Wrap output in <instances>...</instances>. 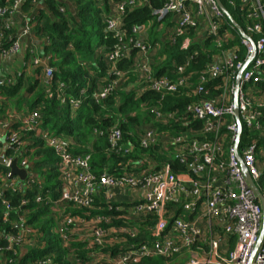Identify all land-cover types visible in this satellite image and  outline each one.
<instances>
[{"label": "built area", "instance_id": "2783aa9c", "mask_svg": "<svg viewBox=\"0 0 264 264\" xmlns=\"http://www.w3.org/2000/svg\"><path fill=\"white\" fill-rule=\"evenodd\" d=\"M23 1L13 0L10 6L0 7L5 27L20 13L19 5ZM161 1L162 6L152 9V15L157 22L167 18L168 23H172L161 41L175 43L176 38H182L179 46L182 54H187L193 44L203 50L204 43L211 41L221 55L200 78L195 91L181 87L187 89L184 92L188 97L189 94H208L211 90L219 92L214 98L208 94L210 99L185 106L183 114L191 119L183 123L181 133L163 138L149 124L138 137L143 149L161 144L185 167L183 172H174L169 161L159 164L142 154L127 161L129 168L123 174L96 176L91 171L89 155H73L69 150L70 142L64 136H51L40 128L42 117L37 109L0 121V130L6 131L9 152L14 155L26 146L24 140L21 141L22 133L34 132L58 158L60 195L57 199L47 196L44 203L50 208L61 247L80 242L83 244L80 249L87 252L84 261L69 254L67 260L71 263L137 264L148 257L178 255L179 259L170 264H264L263 211L244 177L245 170L260 192L264 173V146L259 145L264 139V89L258 85L264 82V0H239L247 17L255 21L242 30L245 37L235 29L233 20L225 17L216 0ZM230 5L236 6L234 1ZM142 6H148L147 0L111 2L107 15L103 16L104 32L117 42L103 55V60L110 75L116 78L99 84L97 100L119 88L121 81L126 82L125 72L116 65L132 53L133 64L128 72L147 85L139 94L147 91L177 93L178 87L188 79L185 76L172 82L166 76L154 78V59L159 55V45L124 41L127 38L122 30L124 11ZM223 24L227 27L221 28ZM22 26L15 41L1 51L0 59L21 50L23 39L31 34L27 20ZM132 31L136 33L138 29L132 28ZM191 32L194 33L191 35ZM234 35L239 39V47L221 49L233 41ZM28 53V63L37 66L40 62L37 49L31 47ZM197 54L192 50L184 64ZM157 64L159 62L155 66ZM174 68L178 74L183 71L182 65L177 63ZM51 72L45 66L43 81L52 78ZM14 82L13 78L0 76V87ZM129 88L122 85L120 90ZM60 104L74 111L81 101L64 96ZM152 110L160 123L184 120L181 114L179 117L176 113ZM243 126L255 136L241 140ZM94 135L100 136L102 132L94 131ZM120 138L117 127L108 130L109 150L130 157L131 146L120 145ZM160 151L163 153L162 149ZM2 157L5 163L0 166L8 171L15 157ZM17 165L27 171L26 160L19 164L17 161ZM27 174L24 182L17 177L7 180L6 175L0 179L4 224L10 223L12 212V206L3 197L4 191L22 192L34 185L35 179L28 171ZM262 196L264 205V194ZM42 200L36 198L38 203ZM91 211L95 213L90 214ZM15 230L0 233V258L4 264H15L29 249L42 245L40 235L26 225L24 218L19 217ZM54 258V254L42 256L37 264H55Z\"/></svg>", "mask_w": 264, "mask_h": 264}, {"label": "trees", "instance_id": "16d2710c", "mask_svg": "<svg viewBox=\"0 0 264 264\" xmlns=\"http://www.w3.org/2000/svg\"><path fill=\"white\" fill-rule=\"evenodd\" d=\"M13 0H0V7L10 6ZM74 6V15L67 12L64 2L59 0H45V10L39 11L40 18L35 25L34 32L41 41L42 53L46 55L47 68L51 69L52 78L39 81L34 79L29 82L26 94L33 93L32 99L28 102V111L39 110L41 114L40 128L46 130L49 135L64 136L70 142L69 150L73 155H89L90 168L94 175L99 176L106 173L110 176L123 174L129 166L126 165L130 158L147 155L159 164L169 161L174 172H183L185 167L180 165L178 160L170 156L161 144L143 149L140 146L137 127L150 122L157 129L158 135L165 138L169 135L181 133L184 130L183 123L190 121V117L184 116L185 106L214 98L219 92L211 90L208 94H189L186 96L184 90H196L200 78L208 72L216 59L220 58L218 48L211 41H206L203 50L197 44H193L187 54H182L179 46L182 38H176L175 43L161 41L166 28L172 23L169 19L157 22L152 9L162 6L161 0H147L148 6L126 9L122 16V30L127 38L124 41L148 42L159 45V55L154 59L153 77L166 76L170 81L176 82L179 78L188 76L183 86H180L177 93H163L147 91L139 94V90L145 83L138 80L134 74L129 73V67L133 64L132 53L129 57L121 59L117 63V69L125 72L126 82H120V87H130L127 90H120V87L113 90L104 99L97 100L95 95L100 83L103 80L112 81L115 75L109 73L103 60V55L112 50L117 44L110 34L104 32L103 16L109 11V4L121 0H68ZM234 1L236 6L232 7L230 2ZM32 0H24L19 5V14L22 21L25 13L30 15L33 8ZM230 18L245 31L248 25L255 21L247 17L240 6L239 0H220ZM224 14V13H223ZM225 15V14H224ZM226 17V15H225ZM227 18V17H226ZM22 21L20 23L22 24ZM31 22L33 19L31 18ZM29 24V19H27ZM160 26V30L158 27ZM223 24L221 28H226ZM132 28H137L134 33ZM15 24L10 21L5 27V22L0 17V53L7 49L19 35ZM196 32V31H195ZM21 33V32H20ZM32 28L31 34L32 35ZM194 32H191V35ZM234 35L233 41L221 49L231 46L239 47V39ZM237 38V39H236ZM24 40V39H23ZM192 50L197 51L188 63L185 60L192 55ZM29 49L27 50V55ZM97 53H99L97 56ZM243 50L240 48V55ZM38 55V50H37ZM27 56V57H28ZM161 61V62H160ZM159 62L155 66V64ZM182 65L183 71L178 74L174 65ZM184 64V65H183ZM38 73L40 68H36ZM112 72V71H110ZM114 73V72H113ZM115 74V73H114ZM138 78V79H137ZM120 79V77H119ZM136 79V80H133ZM137 81L129 85L128 81ZM15 81V80H14ZM25 84L24 74L16 76V81L7 86L0 87V92L8 98H14ZM104 84V83H103ZM186 87V88H181ZM264 89V82L258 85ZM80 100L81 104L77 109L71 111L68 106L60 104L61 97ZM24 97H19L22 102ZM153 108L161 113H176L184 117L181 122L170 120L168 123H160L153 115ZM180 117V116H179ZM52 125L48 127V124ZM117 127L121 132L120 145L131 146L130 157H122L109 150L107 142L108 130ZM94 131L102 132V135L95 136ZM21 141L26 146L19 148L18 154L8 152L7 157H17L18 164L26 160V169L33 176L36 183L25 188L22 192L4 191L3 197L12 206L10 223H3L2 204L0 201V233L16 232L15 226L22 217L26 225L36 229L40 235V247L29 249L15 264H37L42 256L54 254L55 264H75L67 260L69 254L78 256L82 261L86 258V251L80 247L82 243H71L68 248H62L58 235L55 233L53 217L50 216V208L45 205L44 198L49 196L57 199L60 195V175L58 171V158L52 148L48 147L45 141L36 136L34 132L22 133ZM255 136L244 126L240 138L247 141V137ZM264 146V139L259 141ZM162 149L163 153L160 151ZM170 159L169 160V157ZM7 174V169L0 166V179ZM260 192L264 194V173L261 175ZM41 197L42 202H36ZM79 213V212H74ZM95 212H90V214ZM178 255L165 257H148L137 264H167L176 262ZM0 264H4L0 258Z\"/></svg>", "mask_w": 264, "mask_h": 264}, {"label": "crops", "instance_id": "0c3cea01", "mask_svg": "<svg viewBox=\"0 0 264 264\" xmlns=\"http://www.w3.org/2000/svg\"><path fill=\"white\" fill-rule=\"evenodd\" d=\"M64 2L65 8L67 9V12L71 13L72 15H74V6H72V4L68 1V0H59ZM32 5V9L29 12L30 15H27L25 13V17L22 21V15L18 14L16 15V17L13 20V25L15 24L16 26V30L18 31L17 33H20V30L22 29V24L20 23V21H22V23L24 21H26L27 19H29V27L32 28V35L28 36L27 38H25L22 42V47H21V53L14 56V57H7L6 59H0V76L3 77H10L13 78V80H16V76H20L22 74H24L22 72V70H24L29 76H30V82H32L34 79H38L39 81H43V71H44V64H43V60H45L44 62L47 61V57L46 55H44L42 53V46H41V41L37 38L34 29H35V25L38 22L40 15L38 14L39 11L45 10V0H32L31 2ZM44 12V11H42ZM31 18L33 19V22H31ZM31 47H34L38 50V55L40 56V62L37 66H31L30 63H28V55L27 50L30 49ZM36 68H40L41 70H39L38 73H35V71L37 70ZM29 84L27 81V78H25V84L24 86L21 88V90L19 91V94L12 98H8L6 97L3 93L0 92V119L2 121L3 120H9L10 117L15 116L16 114H20L22 112H24L25 110L28 109V100H31V97L33 96V93H29L26 94L27 92V88H28ZM19 97H24L23 101H26V106L24 105L23 101L19 102L17 101V99ZM24 107L26 108L24 110ZM11 111V112H10ZM16 111H18V113H16ZM10 112V115L7 119L3 116L7 113ZM6 116V117H7ZM5 118V119H4ZM12 122L10 123L11 126ZM6 131L3 132V130H0V157H2L3 155L7 157V153L10 151L9 150V146L7 144V140L5 137ZM27 143L24 141V145H26ZM9 170L7 171L8 174ZM6 174V175H7ZM16 177V176H14ZM13 178V177H12ZM11 178V179H12ZM18 178V177H17ZM19 179V178H18Z\"/></svg>", "mask_w": 264, "mask_h": 264}, {"label": "water", "instance_id": "95a60500", "mask_svg": "<svg viewBox=\"0 0 264 264\" xmlns=\"http://www.w3.org/2000/svg\"><path fill=\"white\" fill-rule=\"evenodd\" d=\"M220 10L226 15V17H230L228 15V13L225 11L224 7L222 6V4L220 3V0H216ZM233 26L235 27V29L238 31V33L242 36L245 37V35L243 34L242 29L234 22L232 21ZM235 112V117L237 118V109H234ZM239 128L240 125L238 124ZM5 163V160L3 157H0V164L3 165ZM18 177L20 182H24L26 180V178L28 177L27 171L25 169H20L17 165V157H15L9 165V172L6 175V179L10 180L12 177ZM244 177L247 180L250 188L253 190V192L255 193V195L258 197V199L260 200L261 203V207H262V211H263V217H264V205H263V196L262 194L258 191V189L255 187V185L252 183V180L250 179V177L248 176V174L246 173V171L244 170ZM262 235V232L260 234V236Z\"/></svg>", "mask_w": 264, "mask_h": 264}, {"label": "rangeland", "instance_id": "374dc122", "mask_svg": "<svg viewBox=\"0 0 264 264\" xmlns=\"http://www.w3.org/2000/svg\"><path fill=\"white\" fill-rule=\"evenodd\" d=\"M1 11V10H0ZM18 15V14H17ZM158 29L160 30V26L158 27ZM24 31H27V29L25 28L24 29ZM28 32V31H27ZM21 53V50L19 49L18 51H17V53H15V54H12L10 57H14V56H16V55H18V54H20ZM22 72L24 73V78H27V81H28V84H29V82H30V80H32V79H30V76L24 71V70H22ZM133 80H136V79H133ZM133 80H129L128 81V83H129V85H132V84H134V83H136L137 81H133ZM16 81V80H15ZM122 91H124V90H122ZM33 97V96H32ZM32 97H31V99H32ZM19 99V98H18ZM18 99H17V101H18ZM23 103H24V105L26 106V101H23ZM26 108L24 107V110H25ZM27 110H29V109H27ZM11 112V111H10ZM10 112L9 113H7V114H5V115H3L6 119L9 117V116H7V115H10ZM16 113H18V111H16ZM7 116V117H6ZM4 118V119H5ZM12 119V118H11ZM3 120V119H2ZM0 121H1V119H0ZM6 124L8 125V123L6 122ZM150 124V122H146L144 125H142V126H140V127H137V133H138V137H139V135H140V133H141V131H142V129L144 128V126H146V125H149ZM52 124L51 123H49L48 124V127H50ZM183 256V255H182Z\"/></svg>", "mask_w": 264, "mask_h": 264}]
</instances>
